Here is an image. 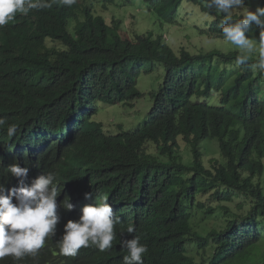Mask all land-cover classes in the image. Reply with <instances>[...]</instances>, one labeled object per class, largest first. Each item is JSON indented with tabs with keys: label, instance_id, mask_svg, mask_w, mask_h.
<instances>
[{
	"label": "trees",
	"instance_id": "obj_1",
	"mask_svg": "<svg viewBox=\"0 0 264 264\" xmlns=\"http://www.w3.org/2000/svg\"><path fill=\"white\" fill-rule=\"evenodd\" d=\"M247 3L252 10L264 6V0ZM140 7L162 24L183 20L182 10H190L195 24L186 26L188 36L208 40L174 56L154 51L160 40L123 43L135 48L124 53L118 44L105 53L102 23L86 24L74 39L63 22L52 19L45 35L63 39L69 51L50 60L38 52L42 25L19 20L7 41L28 45L18 57L0 55V108L37 107L55 121L74 120L77 128L60 146L68 158L52 165L64 180L90 179L111 192L119 211L141 227L148 247L144 264H264V75L235 64L238 49L223 39L222 17L204 0H142ZM111 54L163 60L169 69L146 119L117 134L87 121L96 99L130 103L142 95L112 69ZM168 56L173 58L163 59ZM207 138L218 139L221 149L209 161L202 143ZM180 148L193 159L184 160ZM199 210L209 217L204 233L195 224ZM150 216L159 220L151 229Z\"/></svg>",
	"mask_w": 264,
	"mask_h": 264
},
{
	"label": "clouds",
	"instance_id": "obj_2",
	"mask_svg": "<svg viewBox=\"0 0 264 264\" xmlns=\"http://www.w3.org/2000/svg\"><path fill=\"white\" fill-rule=\"evenodd\" d=\"M126 2L0 0V55L18 57L28 45L17 48L7 41L6 34L19 20L36 21L42 25V35H45L52 19L63 22L67 33L74 39H78L79 30L86 24L102 23L105 53L118 44L136 45L160 40V46L154 51L172 53L173 56L179 54L184 46L175 50L163 34L168 26L178 21L162 24L155 16L161 25L158 33L147 29L123 37V15L115 13L109 22L103 13L119 7L128 11L130 8ZM204 4L209 11L215 10L222 17L220 30L223 39L238 49L235 64L264 75V6L258 4L252 10L247 0H204ZM114 15L122 21H113ZM253 31H258L255 38L251 37ZM48 41L53 46L44 49ZM57 42H62L65 48L53 50ZM124 48L123 53L135 50L131 46ZM68 49L63 39L45 35L38 52L54 60ZM173 56L163 59H172ZM253 56L256 57L254 62L249 63ZM120 59L122 62L119 63ZM108 60L116 74L133 81L141 97L144 95L138 88L141 72L153 73L158 65L164 68L159 89L152 93L154 100L169 76L163 60L117 58L112 54ZM120 74L117 75L122 77ZM102 101L128 102L96 99L95 111L87 113V121L100 124L105 130L103 122L93 120ZM75 128L74 120L61 118L55 121L45 109L21 105L0 108V264H144L143 256L148 247L141 242V227L129 213L119 211L117 203L111 199V192L90 179L83 183L77 179L64 180L59 176L58 166L52 165L67 160L68 156L65 151H60V146ZM118 128L119 132L125 131L121 125ZM157 223L159 220L150 216L146 226L151 229Z\"/></svg>",
	"mask_w": 264,
	"mask_h": 264
},
{
	"label": "rangeland",
	"instance_id": "obj_3",
	"mask_svg": "<svg viewBox=\"0 0 264 264\" xmlns=\"http://www.w3.org/2000/svg\"><path fill=\"white\" fill-rule=\"evenodd\" d=\"M135 2L136 3L133 2V4L131 3L127 5V7L130 8L128 11L121 10V7L111 8L110 10L105 11L103 15L109 22L112 20L113 14L120 13V15H123L122 18L124 19V27L122 28V32L120 31L123 37H127L128 34L131 33L144 32L147 29L154 30V32L158 33L161 30V25L156 20L155 15L150 10L140 7L142 0H136ZM186 10L187 9H183V13L180 16L183 20H178L176 24L168 26L163 31L165 39L175 50H179L183 46L191 50V48L195 47L196 44L200 43V40H208V38H190L188 36L190 31L186 28V26L194 25L195 19L191 15H187V11L190 10ZM137 12H140V14H137ZM115 19L122 21V19L115 17L114 15L113 21ZM132 25H135V27H132ZM183 25H185V28L182 27ZM132 37H134V35H132ZM52 46V43L48 41L44 49ZM63 48H65V45L62 42H57L53 50ZM221 48L223 49L224 47ZM53 50H50L49 52H53ZM233 68L234 67L232 66H227L225 69L231 70ZM163 76L164 68L162 65H158L153 73L141 72L138 79V88L144 92V95L132 103L121 102L114 104L112 102L102 101L99 103V112L93 117V120L103 122L105 130L109 131L111 134H117L120 131L118 128L119 125L122 126L123 130H130L129 127L138 126V124L144 121L148 116V113L153 105L152 93L159 89V84ZM231 104H234V101H231ZM202 143L208 147L206 150L204 149V152L207 155L206 161L212 159L213 154H215V156L216 153L221 155L218 139H205ZM181 151L185 154L183 157L184 160L185 158L193 159L188 150L182 148ZM262 178L264 180V174ZM218 212L223 214L222 210H219ZM201 215V210H199V212H195V224L197 229L204 233V230L209 226V217L205 216L204 218ZM189 252L191 255H195L197 253L194 244L190 246Z\"/></svg>",
	"mask_w": 264,
	"mask_h": 264
}]
</instances>
